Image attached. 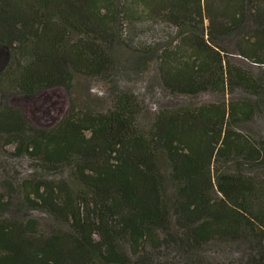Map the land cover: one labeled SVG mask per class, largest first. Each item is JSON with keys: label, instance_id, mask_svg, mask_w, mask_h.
Returning <instances> with one entry per match:
<instances>
[{"label": "trees", "instance_id": "trees-1", "mask_svg": "<svg viewBox=\"0 0 264 264\" xmlns=\"http://www.w3.org/2000/svg\"><path fill=\"white\" fill-rule=\"evenodd\" d=\"M142 17L183 39L156 58L165 94L229 98L144 117L110 87L105 111L72 101L50 129L10 105L72 97L77 76L115 83V48ZM228 53L264 65V0H0V170L2 152L34 164L2 182L0 264H264V140L246 130L264 114V76ZM225 250L238 257L217 259Z\"/></svg>", "mask_w": 264, "mask_h": 264}, {"label": "rangeland", "instance_id": "rangeland-1", "mask_svg": "<svg viewBox=\"0 0 264 264\" xmlns=\"http://www.w3.org/2000/svg\"><path fill=\"white\" fill-rule=\"evenodd\" d=\"M127 24L130 35L125 43L128 46L121 44L114 51L117 66L113 78L115 83L110 85L101 79L77 76L72 97L62 87H56L45 90L29 99L16 96L9 100L10 105L21 111L36 128L50 129L66 115L72 101L95 111H105L110 106L109 96L112 91L110 87L112 89L116 87L119 91L134 94L145 109L144 117L150 116L161 108H176L186 102L205 105L229 98L212 92L203 93L192 99L170 97L165 94L156 83V58L166 49H180L183 43L182 36L169 33L165 29L166 24L162 23V25L160 22H154L143 17ZM252 27V24L248 23L246 30L252 29ZM138 37L141 45L134 42ZM147 38H156L158 42L148 44ZM223 44L230 51L232 44L227 41H224ZM226 55L237 67L259 77L264 76V65L260 67V65L244 60L236 54L228 53ZM143 120L147 121V119ZM246 130L254 137L264 140V114L259 118L257 117L253 123L248 124ZM8 150L13 151V148L9 147ZM2 154L4 156V168L0 170V192L3 191L2 182L6 177L10 176L21 180L34 172V164L29 158H14L3 152ZM50 174L52 175L51 178L57 179L66 177L68 171L60 175ZM19 212V209L13 210L9 216L14 217ZM24 212L33 217L43 218L42 214L37 211L25 210ZM217 257L219 260L234 259L238 257V254L232 250H225L221 251L220 254L217 253Z\"/></svg>", "mask_w": 264, "mask_h": 264}]
</instances>
